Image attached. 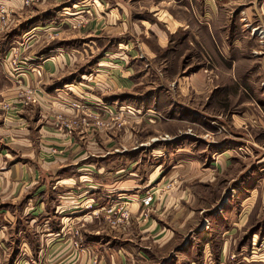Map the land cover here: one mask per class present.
<instances>
[{"label":"rangeland","instance_id":"1","mask_svg":"<svg viewBox=\"0 0 264 264\" xmlns=\"http://www.w3.org/2000/svg\"><path fill=\"white\" fill-rule=\"evenodd\" d=\"M162 1L90 0L80 5L77 2L73 7L71 1L0 0V27L9 31L14 28L9 41L16 36L18 44L14 48H21L20 54L18 49L12 51L11 64L18 56L26 57L25 86L12 103L18 101L24 106V117L33 128L34 139L43 126L53 128L54 133L65 138L85 129L91 137L117 138L122 146L116 150L141 158V183L148 176L154 178L150 188H156L158 196H173L185 190L187 202L194 200L192 207L196 209L192 213L195 212L196 223L184 226L179 234L170 230V238L179 239L175 247L184 243L179 264L194 260L196 264L255 263L261 259L260 249L264 251V243H260L264 237V44L259 43L261 29L256 28L260 23L255 20L239 25L238 16L246 7L231 11L230 36L239 38L237 48L229 46V59L225 60L216 49L210 54L206 42L193 41L188 28L187 32L182 31L176 12L179 3ZM116 3L119 12L115 11L112 17L109 10ZM124 3L131 13L120 16L127 13ZM256 3L262 6L264 0ZM18 11L23 13L24 22L20 19L16 26ZM162 12L166 13L164 19L169 18V30L161 23ZM178 27L182 30L177 31ZM240 29L245 34L238 36ZM23 34L26 36L22 37ZM164 36L167 44L162 48ZM241 40L242 44H238ZM129 42L131 46L126 48ZM145 44L149 48L154 46L155 50L149 49L154 57ZM119 47L125 52L120 53L123 59L116 53ZM131 47L137 52L133 62H129L126 51ZM71 48L78 62L59 69L58 77L64 78L55 86L50 85L49 90H62L63 93H57H61L58 99L63 103V94H68L65 89L70 86L77 88L74 91L84 89L93 94L109 89L119 93V79L127 75L131 82L123 90L126 96L112 94L99 103L100 108L106 107V103L118 109L86 112L81 98L70 102L65 97L74 113H53L50 108L40 113L46 119L39 116V93L28 75L40 72L37 65L42 62L32 64L29 60L41 55L39 60L45 61L58 56L59 49L68 53ZM119 60H124V64L118 65ZM195 73L198 74L194 76ZM11 106L16 105L2 107L6 111ZM156 170L157 174L152 176ZM251 202L255 208L252 214L245 215L248 223L239 226L238 219L242 217L231 211L232 206L246 207ZM229 217L237 225H228ZM167 250L158 248L156 255L161 257ZM187 251H192L191 262ZM23 260V264H38L36 258L23 256L15 258L14 264ZM40 261L51 264L45 259ZM94 261L97 264V258Z\"/></svg>","mask_w":264,"mask_h":264},{"label":"crops","instance_id":"2","mask_svg":"<svg viewBox=\"0 0 264 264\" xmlns=\"http://www.w3.org/2000/svg\"><path fill=\"white\" fill-rule=\"evenodd\" d=\"M55 1L66 3L71 1L72 6L76 7L77 2L80 5L90 0ZM169 1L180 4L176 12L179 19L178 25L183 30L178 27L177 31L189 30L193 41L206 42L207 51L210 54H213L216 49L225 60L229 59V46L237 48L236 43L239 38L236 35L230 36L231 11L246 7L238 16L241 21V23L238 22L239 25L257 20L260 26L256 28L264 33V4L258 6L256 0H163L162 3L169 4ZM124 5L127 13H120V16L131 13L130 9L128 10L129 6L125 3ZM117 7L119 6L117 5L114 9L111 7L110 16L115 17V11L119 12ZM19 13L18 11L16 26L21 20L24 22L21 17L23 13ZM162 14L163 17L160 13L157 15L162 17V25L169 30V18L167 21L164 19L166 13L162 12ZM6 17L8 18V15ZM11 22L13 24L15 20ZM13 29L9 31V28L4 30L0 27V130L2 131L0 134V264H14V259L20 256L45 259L51 264H95L96 258L97 264H154V261H157L156 264H179V259L184 256L181 252L184 243H177L175 247L174 244L179 239L170 238V230H177L179 234L184 226L196 223L195 212L192 213V209H196L192 207L194 200L187 202L185 190L178 191L173 196L165 193L158 196V191H154L156 188H150L154 178L151 180L152 177L149 178V176L146 182L141 183V168L138 165L141 158L131 152L124 154L116 150L122 146L117 138L91 137L90 131L86 129L65 138L54 133L53 128L43 126V129L40 128L38 131V138L34 139L33 128L29 127V121L24 117V106L18 101L12 103L19 97L20 88L24 89L26 79V57L20 59L18 56L11 64L12 51L18 49L19 54L21 52L20 47L14 48V44H18L14 40L16 36L9 41ZM243 30L240 29L238 36L245 34ZM168 32L173 34L171 31ZM26 34L21 36L25 37ZM161 42L162 48H165L167 44L165 36ZM242 42L241 40L238 44ZM259 43L264 44V34ZM125 46L128 48L131 42ZM138 47L141 49V44ZM144 47L150 55L155 56L153 51L149 52V49L155 50L154 46L149 48L145 44ZM67 50L70 51L67 53L59 49L61 53L58 56H52L45 61L39 60L42 58L41 55H36L34 59L29 60L32 64H37V61L42 62L37 65L40 67V72L38 70L37 74L28 75L29 81L35 84L33 87L39 93L37 103L39 116L46 119V116L40 113L50 108L53 113L61 111L67 115L74 113L75 110L65 102V97L69 98L66 99L70 102L79 101L76 97L81 98L86 112L106 113L104 108L111 112L118 109V107L106 105L105 102L103 103L106 107L100 108L99 103L102 99L111 97L112 94L119 98L126 96L124 91L128 88V82H131L127 75L119 79V93L109 89L106 93L93 94L84 89L74 91L73 88H77L70 86L65 89L68 94H63V103L58 99L59 96L62 97L60 95L63 93L62 90L57 88L53 90L54 92L49 90L50 85L55 86L64 78L58 77L59 69L78 62L74 50L72 48ZM219 50L225 52L221 53ZM116 51L119 54L125 53L121 47ZM126 51L131 60L129 62H133L136 58V50L131 47L130 51L128 49ZM121 54L118 58H122ZM122 61L124 60H119L117 64H124ZM122 73L129 74L125 71ZM197 74L195 73L194 76ZM111 85L116 87L112 83ZM4 104L16 106H11L4 111L2 107ZM45 123L50 124L47 121ZM44 127L47 130L44 131ZM151 157L155 156L151 153ZM188 161L197 162L196 159ZM188 161L185 160V162ZM155 174L157 170L152 176ZM146 191L154 194V204L151 211L153 213L143 218L140 200ZM193 194H195L194 191ZM124 201L131 202L130 222L125 227L112 228L105 219L104 210L117 202ZM87 206L91 207L87 208ZM240 206L237 208L232 206L231 211L240 213L242 218L238 221L239 226H242L248 223L245 215L252 214L255 206L252 202L246 207ZM230 218L227 224L237 225L234 219ZM165 226L169 228H164ZM73 230L80 231L82 250L75 249L72 245L75 240L72 236ZM125 236L130 237L125 238ZM263 240L264 237L260 243H264ZM162 247L168 250L160 257L156 255V250ZM260 251L258 257L261 259L252 264H264V251L262 252L261 249ZM186 253L191 262L192 251ZM222 259L221 256L220 261ZM23 262L24 260L21 264ZM194 263L196 264L195 260L190 264ZM229 264L240 263L231 261Z\"/></svg>","mask_w":264,"mask_h":264},{"label":"built area","instance_id":"3","mask_svg":"<svg viewBox=\"0 0 264 264\" xmlns=\"http://www.w3.org/2000/svg\"><path fill=\"white\" fill-rule=\"evenodd\" d=\"M262 34L263 37V32H260V35ZM74 107L78 108L79 105L73 104ZM130 201H124L123 203L117 202L116 204L111 205L109 208H106L105 211V219L108 221L110 226L112 228L116 227H125L126 225L129 224L130 222V211H129V205ZM141 207H142V212H141V217L146 218L148 216V213L152 209V204L154 203V194L150 191H147L143 197L140 200ZM90 208L91 206H87V208ZM72 236L74 237L75 240H73L72 245L74 246L75 249L82 250L83 245L82 241L80 238V231L79 230H73L72 231ZM263 245H260V248ZM253 252V250H252ZM254 254V252L252 253ZM25 255V254H24ZM38 264H49L47 262H41L40 259H36ZM33 264L35 262H32Z\"/></svg>","mask_w":264,"mask_h":264}]
</instances>
